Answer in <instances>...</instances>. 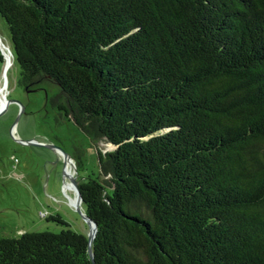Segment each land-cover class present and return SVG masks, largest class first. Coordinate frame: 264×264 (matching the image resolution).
<instances>
[{
    "label": "trees",
    "instance_id": "1",
    "mask_svg": "<svg viewBox=\"0 0 264 264\" xmlns=\"http://www.w3.org/2000/svg\"><path fill=\"white\" fill-rule=\"evenodd\" d=\"M27 91L94 141L88 237L0 238V264H264V0H0ZM0 45V63L5 64Z\"/></svg>",
    "mask_w": 264,
    "mask_h": 264
},
{
    "label": "rangeland",
    "instance_id": "2",
    "mask_svg": "<svg viewBox=\"0 0 264 264\" xmlns=\"http://www.w3.org/2000/svg\"><path fill=\"white\" fill-rule=\"evenodd\" d=\"M0 36L11 50L4 21ZM6 63H0V91L7 102L1 106L0 99V238L68 229L88 237L90 227L74 204L76 192L66 168L79 185L102 178L100 155L115 147L90 139L47 103L48 96L57 94L54 85L27 91L18 85V63L13 59L8 68Z\"/></svg>",
    "mask_w": 264,
    "mask_h": 264
},
{
    "label": "water",
    "instance_id": "3",
    "mask_svg": "<svg viewBox=\"0 0 264 264\" xmlns=\"http://www.w3.org/2000/svg\"><path fill=\"white\" fill-rule=\"evenodd\" d=\"M0 45L2 47V38H1V36H0ZM2 52H3V55H4L5 61H7L6 53H5L4 49H3V47H2ZM6 68H8L7 63H6ZM66 157L69 159V156L67 154H66ZM66 174L70 176L72 185H73L74 190L76 192V200H75L74 204H75L76 208L80 211V213L82 214L84 220L87 222V224L90 227V233H89V236H88L89 254H90L91 259L94 260V254H93V250H92V243H93V241H94V239L96 237V234H97V224L81 208L84 205V201H83V197H82L81 190H80L79 183H78L77 179L72 174L68 173L67 168H66Z\"/></svg>",
    "mask_w": 264,
    "mask_h": 264
},
{
    "label": "bare ground",
    "instance_id": "4",
    "mask_svg": "<svg viewBox=\"0 0 264 264\" xmlns=\"http://www.w3.org/2000/svg\"><path fill=\"white\" fill-rule=\"evenodd\" d=\"M2 47H3V49H4L5 53H6L7 65L9 66L12 63L13 54H12L10 48L7 47L6 45L2 44ZM3 90L4 89L2 88L1 91H0V99H1V102H2L1 106H4L7 103L6 100H5V96L3 94ZM68 172H69V174H71L70 170H68Z\"/></svg>",
    "mask_w": 264,
    "mask_h": 264
}]
</instances>
